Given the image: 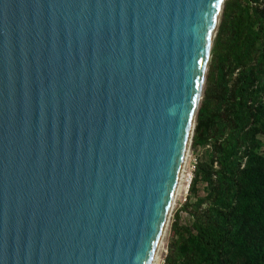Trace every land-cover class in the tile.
I'll use <instances>...</instances> for the list:
<instances>
[{"label":"water","instance_id":"obj_1","mask_svg":"<svg viewBox=\"0 0 264 264\" xmlns=\"http://www.w3.org/2000/svg\"><path fill=\"white\" fill-rule=\"evenodd\" d=\"M224 3L0 0V264H153Z\"/></svg>","mask_w":264,"mask_h":264},{"label":"trees","instance_id":"obj_2","mask_svg":"<svg viewBox=\"0 0 264 264\" xmlns=\"http://www.w3.org/2000/svg\"><path fill=\"white\" fill-rule=\"evenodd\" d=\"M209 65L166 264H264V0H225Z\"/></svg>","mask_w":264,"mask_h":264},{"label":"rangeland","instance_id":"obj_3","mask_svg":"<svg viewBox=\"0 0 264 264\" xmlns=\"http://www.w3.org/2000/svg\"><path fill=\"white\" fill-rule=\"evenodd\" d=\"M212 49H213V47H212ZM211 58H212V52H211V56H210L208 64H207V69H206V73H205V80H204V85H203V91H202V97H201V100H200V104H201V102H202V100L204 98V91H205V87H206L207 74H208V70H209V66H210L209 64H210ZM195 121H196V123H195V127H196L197 115H196ZM194 133H195V129H194ZM194 133H193V136H194ZM186 158H187V164L184 163L185 164V169H184L185 177H184L183 180H182L183 177L181 178V182H180L181 184L179 186L180 189L178 190V195L176 196V198H175V200H174V202L172 204L173 206H172V209H171V216H170L169 224H168V226L166 228L165 234H164L163 239L161 241V245H160L161 248L157 252V254H158L157 263L159 261L161 262L163 260L164 264H166V255L168 254L169 244H170V242L172 240V237L170 236L172 224L174 222L176 213L178 212V208H180L187 201V198H188V196H190V193H191L190 192V187H191V184H192V181H193L192 177H194L193 170H194V167L196 166V163H197V157H195L191 147H190V150L188 151V155H187ZM203 185H204V183L201 182L200 183V192H199V194L202 195V197L205 195V192L203 190ZM183 215L186 218H188V219L191 216L190 213H183Z\"/></svg>","mask_w":264,"mask_h":264},{"label":"bare ground","instance_id":"obj_4","mask_svg":"<svg viewBox=\"0 0 264 264\" xmlns=\"http://www.w3.org/2000/svg\"><path fill=\"white\" fill-rule=\"evenodd\" d=\"M216 37V36H215ZM187 155H188V153H187ZM187 157V156H186ZM185 164H187V158H185ZM185 164H184V167H183V169H182V172H181V175H180V178H179V182L177 183V185H176V188H175V193H174V196H173V198H172V200H171V203H170V205H169V208H168V211H167V214H166V219H165V222H164V225H163V228H162V231H161V234H160V237H159V240H158V242H157V245H156V249H155V254H154V258H153V264H157V258H158V254H157V249L159 248L160 249V245H161V241H162V239H163V236H164V234H165V231H166V228H167V226H168V224H169V220H170V216H171V209H172V204H173V202H174V200H175V198H176V196L178 195V190L180 189L179 188V186H180V182H181V178H182V180L184 179V177H185V174H184V169H185ZM183 175V176H182ZM181 193V192H180ZM159 246V247H158Z\"/></svg>","mask_w":264,"mask_h":264},{"label":"built area","instance_id":"obj_5","mask_svg":"<svg viewBox=\"0 0 264 264\" xmlns=\"http://www.w3.org/2000/svg\"><path fill=\"white\" fill-rule=\"evenodd\" d=\"M160 248H161V247H160ZM157 264H164V262H163V260H162L161 262L159 261Z\"/></svg>","mask_w":264,"mask_h":264},{"label":"clouds","instance_id":"obj_6","mask_svg":"<svg viewBox=\"0 0 264 264\" xmlns=\"http://www.w3.org/2000/svg\"><path fill=\"white\" fill-rule=\"evenodd\" d=\"M193 178V177H192ZM192 180V179H191ZM157 251H159V248L157 249Z\"/></svg>","mask_w":264,"mask_h":264}]
</instances>
